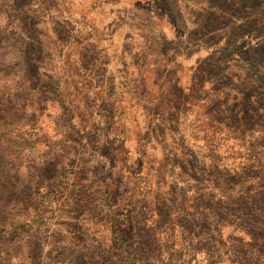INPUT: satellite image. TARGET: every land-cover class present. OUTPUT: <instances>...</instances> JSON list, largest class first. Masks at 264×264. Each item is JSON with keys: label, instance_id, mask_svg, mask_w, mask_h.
Returning a JSON list of instances; mask_svg holds the SVG:
<instances>
[{"label": "rangeland", "instance_id": "rangeland-1", "mask_svg": "<svg viewBox=\"0 0 264 264\" xmlns=\"http://www.w3.org/2000/svg\"><path fill=\"white\" fill-rule=\"evenodd\" d=\"M168 1L0 0V264H264V40Z\"/></svg>", "mask_w": 264, "mask_h": 264}, {"label": "crops", "instance_id": "crops-1", "mask_svg": "<svg viewBox=\"0 0 264 264\" xmlns=\"http://www.w3.org/2000/svg\"><path fill=\"white\" fill-rule=\"evenodd\" d=\"M162 1H165L171 8V10L169 9L171 14L173 13L172 15L175 16L174 6L168 0H135L133 5L141 8V11L144 10L143 7L151 8L155 12H152L155 25L156 23L166 25L171 21L168 16L157 14L158 8H161L157 4ZM154 3L156 4L154 5ZM194 5H190L194 9L189 12V15L194 18V22L197 24L196 31L201 32V36L212 37L216 35L221 30V18L227 15L230 17L232 25L230 31L233 37L247 33V36H250L251 39L255 37L264 40V0H225L223 2L221 0H195ZM186 7L189 6L186 5ZM180 15L181 17L185 16L184 13ZM183 21L187 20L183 19ZM168 27L170 26L168 25ZM164 29L162 28V30ZM168 29L171 33L175 31L173 27Z\"/></svg>", "mask_w": 264, "mask_h": 264}]
</instances>
